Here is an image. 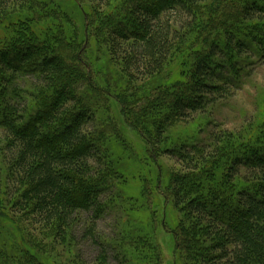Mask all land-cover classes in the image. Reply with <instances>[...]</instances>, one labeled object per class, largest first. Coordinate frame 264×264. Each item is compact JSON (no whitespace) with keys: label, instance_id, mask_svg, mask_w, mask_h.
Listing matches in <instances>:
<instances>
[{"label":"rangeland","instance_id":"rangeland-1","mask_svg":"<svg viewBox=\"0 0 264 264\" xmlns=\"http://www.w3.org/2000/svg\"><path fill=\"white\" fill-rule=\"evenodd\" d=\"M211 1L206 0L197 5L198 21H192L189 27L179 29L178 26V32H182L172 39L169 55L162 64L163 68L157 72V76H160L159 85L162 84L158 88L161 90L157 88L158 91L149 92L150 96H145L146 100H134L136 102L133 104H137L134 109L138 111V108L145 107L150 110L154 105L156 111L161 108V112L170 110L172 102L159 93L163 94L162 90L168 88V94L165 93L167 97L174 92L173 85L176 86L175 90L180 88L186 93L183 97H193L191 87L194 86L191 85H194V82L190 84V68L197 57H207L208 67L216 74V79L208 82L212 87L219 85L220 89H213L209 94L210 98L206 97L204 100V105L196 111L188 112L186 117H181L178 113H173L174 111L165 115L158 111L160 119L156 120L157 124L163 125L159 134L156 132V123L150 121H146L147 127H141L142 132L132 128L127 122L128 117L134 121L131 114L127 117L131 105L127 103L129 106L126 105L124 110L116 98L119 94L118 89H115L117 80L126 90L146 85L152 77L137 73L133 76L128 72L121 50V47L131 43L122 40L121 23L132 25L136 22L131 6L142 2L141 0H37V3L32 2V6H26L24 9L17 8V4L8 5L6 17L11 21L9 24L0 25V55L7 56L11 51H24L27 56H34L40 63L34 65L33 69L29 67L20 71L15 80L9 79V74H6L5 80L0 78V118L4 112L5 100H10L11 97L16 99L15 102H19L23 113L27 111L28 114L29 110L34 108V111H41L40 100L45 97L39 89H35L39 87L35 84L44 86L41 82L43 74L40 66L43 58L54 54L63 59L68 74L72 69L69 64L73 63L74 66L78 60L81 72H85L88 80L74 87V84L68 86L65 81L57 79L59 83L54 89L58 91L60 86L65 85L68 90H74L75 95L79 97V103L76 105L80 106L83 102L93 109L96 130L102 131L107 122L113 121L110 135L106 129L104 135H109L110 139L118 143L128 142L130 146L123 145L126 146L125 172L121 177L113 178L110 186L106 187L99 197L97 195L105 210L97 218H91V213L81 208L80 220L61 235L57 233L54 225L42 226L31 214L26 215L20 207L13 208L11 202L17 193L12 192L16 186H8V169L4 158L7 135L4 128L0 127V211L6 214L0 215V264H8L4 260L6 257H12L15 259L13 264H19L27 254L45 264H185L192 263L190 255H195L196 262L200 261L196 251L202 242L198 239L202 238L203 234L198 232L200 225L195 228L192 225L193 218L183 208L184 203L177 205L166 191V186L172 180L171 174L182 176L191 172L184 167L175 153L179 152L181 145L188 143L193 149L198 148L196 151L200 154L195 152L197 158L202 152L205 153L206 159H210V156L217 158L216 164L213 163L214 159H210L201 163V167L217 169L219 165L227 163L228 159L232 161L233 155L238 153L239 149L238 157L241 158L258 150L264 152V52L259 44L262 41L264 46V31L260 29L264 18L245 20V9L232 7H245L247 0H223L222 9L209 14L212 17L208 22L207 9L211 6ZM259 1L264 5V0ZM8 8L12 10L9 11ZM232 13H237V16L233 18ZM224 18L225 22H221ZM256 21L260 22L259 27H254ZM15 22L19 28H16ZM203 24L209 25V29L204 33L201 32ZM41 26L51 32L48 33L52 36V42L47 35L44 36L43 30L39 29ZM228 32L235 37L232 45L227 44ZM45 37L49 39L47 44ZM239 38H243L245 43L241 44V50ZM112 39L121 44L114 47ZM213 44L219 46L221 52L209 58V46ZM22 45L29 50H23ZM109 68L113 79L107 84ZM220 74H223L222 78ZM180 81L183 84L177 86ZM168 83L171 87L166 86ZM15 87L22 91L23 97L17 96ZM89 92L100 96L106 94L105 104L96 105L98 100L92 101ZM179 93L176 92L175 96L179 97ZM149 101L154 103H148ZM148 105L150 106L147 108ZM97 134L94 138L100 140L98 143L101 147L104 138L100 136L103 132ZM145 135L149 136L155 146L158 163L147 154ZM101 149L105 151L103 146ZM229 153L232 156H229ZM136 155H139L140 163L136 162ZM246 170V165H241L238 180L246 176ZM160 172L161 179H158ZM148 181L150 184L147 189L155 192L153 201H150L148 192L144 191V184ZM243 181L240 183L244 188L251 191L255 188L249 180L248 185ZM198 191L190 189L189 198L198 199L201 196ZM230 191L232 193V190ZM92 227H95L96 235L90 237L86 229ZM187 243V250L190 249V252L184 249Z\"/></svg>","mask_w":264,"mask_h":264},{"label":"trees","instance_id":"trees-1","mask_svg":"<svg viewBox=\"0 0 264 264\" xmlns=\"http://www.w3.org/2000/svg\"><path fill=\"white\" fill-rule=\"evenodd\" d=\"M141 1L131 6L136 22H131L132 25L121 23L122 40L131 42L126 47H121V50L128 72L133 76L134 73H137L152 77L146 85L126 90L121 87L123 84L117 80L115 89H118L119 94L116 98L124 110L128 104L133 106L128 105L127 114V117L131 114L134 118L132 121L128 117L127 121L132 128L140 131L141 127H147L146 121H150L156 123L158 128L156 132L159 134L163 129L161 123L157 124L160 114H170V111H174L173 113L186 117L188 112L200 109L204 105L206 97L211 96L209 94L212 93L213 89L219 90L220 86L212 87L208 82L216 79L214 78L216 74L208 67L207 57H197L193 60V66L190 68V84L192 81L194 82V85H191L194 86L191 87L194 92L193 97L188 98L189 95L183 97L186 93L180 88L175 90L176 86L173 85L174 92L167 97L168 88L162 90L163 94L158 92L167 98V101L172 102V106H170L172 110L167 109L161 112V108L156 111L154 105L150 110L145 109V107L138 108V111L134 109V106L137 105L133 104L136 102L134 100H146L145 96L148 97L149 92L158 91V87L162 85H159L160 76H157V72L163 68L162 64L165 63L169 55L172 39H175L176 35H180L182 32V30L178 32V26L181 29L189 27L192 21H198L196 7L200 2L206 0ZM32 2L37 3V0H0V25L9 24L11 21L9 17H6L9 4H17V8L24 9L26 6H32ZM211 2V6L207 9L208 18L206 20L208 22L211 21L212 17L209 14L220 11L223 7V0H212ZM232 7L244 8L243 17L245 20L249 18L263 20L264 18L262 15L264 5L259 0H247L245 7L241 5ZM8 9L9 11L12 10L11 8ZM14 12L16 11L14 10ZM232 14L233 18L237 16V13ZM222 16L224 17V15ZM21 22L25 23L22 20ZM221 22H225V18ZM259 23L256 21L254 27H259ZM207 24H203L202 33L209 29ZM15 25L16 28H19L17 22ZM47 26L49 28V24ZM47 28L39 27L45 33L44 36L47 35L52 42V36L49 34L51 32ZM33 29L35 28L33 27ZM260 29L264 31V24ZM218 32L220 33V31ZM48 37H45L46 44L49 42ZM233 39L235 40V37L228 32L227 44L232 45ZM242 39L239 38V50L245 44ZM112 41L113 45L115 44L114 47L121 44L117 40L112 39ZM259 44L261 51L264 52L262 41ZM22 46L23 50L28 49V47ZM209 47L207 54L209 58L214 57L215 54H220L219 46L213 44ZM39 63L40 61H37L34 56H27L24 51L20 53L11 51L7 56L1 54L0 78L5 80L6 74H9L8 78L15 80L20 71L29 69V67L33 69L34 65L37 66ZM40 67L43 74V81L41 82L44 86L35 84V86L39 85L35 89L40 90L45 97L40 100L41 111H34V108L26 114L27 111L23 113V109L19 102H15V98L11 97L10 100H5L4 112L0 118V127L4 128L7 135L4 145V158L8 169V186H16L12 192L17 193L11 202L13 208L19 209L20 207L23 212L27 213L26 215L31 214L33 219L42 226L54 225L57 233L62 235L69 227L74 226L77 220H80L81 208L85 212L89 211L91 218H97L105 210L104 204L99 202L98 197L106 187L110 186L113 178L121 177L125 172L124 152L126 146L123 145H130L128 142L118 143L114 139H110L109 133L110 128L113 129V121H109L100 131L103 132L100 137L104 138L102 145L105 148L104 153L101 149L102 146L100 147L98 143L100 140L97 141L94 138V135L98 136L97 133L100 132L96 130V125L93 122L95 121L93 109L83 102L80 106L79 104L76 105L79 103V97L75 95L74 90H68L67 86H60L58 91L54 89L59 83L57 79L65 81L68 86L74 84V87L76 84L80 86L83 81H88L85 72H81V64L78 60L74 66L73 63L69 64V67H72L70 74H68V69L66 70L63 59L54 54L43 58ZM110 70L109 68L107 71V84H110V79H113ZM220 75L222 78L223 74ZM182 84L183 82L180 81L177 86ZM166 86L171 87L169 83ZM149 87L151 89L148 90ZM15 88L17 96L23 97L22 91L17 87ZM51 89L53 93L50 92ZM54 91L56 92L54 93ZM176 92H180L179 97L175 96ZM89 97L92 101L98 100L96 105H104L107 100L106 94L100 96L95 95V92H89ZM148 103L154 102L149 101ZM164 122L166 121L164 120ZM91 127L93 128L91 129ZM105 129L109 131V135H104ZM144 137L148 146L147 154L155 163H158L154 144L148 135ZM121 138L126 140L123 136ZM197 149H193V146L188 143L181 145L179 152H176L175 155L191 172L182 176L171 174L172 180L166 186L169 198L172 197L177 205L184 203L183 208L193 218L192 225L195 228L200 225L198 232H203L202 238H198L199 241H202L201 245L196 249L200 261L196 262L195 255L189 257L186 253L193 261L185 264H264V152L258 150V152L249 153L247 157L241 158L238 157L239 149L238 153L233 155L232 161L228 159L227 163L219 165L217 169H209L207 166L201 167V163L214 159L213 163L216 164L217 158L210 156V159H206L207 157L203 152L197 158L196 153L200 154L199 151H196ZM117 151L122 153L119 154ZM228 155L230 156L231 153ZM136 157H138L136 162L140 163L139 155ZM195 161L197 163H194ZM241 165H246L247 174L238 180ZM161 172L158 173V179H161ZM241 180H245L243 182L249 180L255 188L252 191L244 188L241 186ZM149 184V181L144 184V191L148 192L150 201H153L155 192L150 188L147 189ZM248 184L247 182L246 185ZM192 188L199 190L202 199L200 197L198 199L189 198L190 193L188 192ZM0 213V215L6 216L5 213L1 211ZM94 230L95 227L87 228L86 233L93 237L96 235ZM135 234L140 236L139 233ZM183 237L186 236L183 234ZM199 241L197 242L200 244ZM188 247L187 243L184 249L187 250ZM187 251L190 252V249ZM22 258L23 260L19 261V264H45L28 254ZM12 259V257H6L4 260L8 264H13L15 259L13 261Z\"/></svg>","mask_w":264,"mask_h":264}]
</instances>
